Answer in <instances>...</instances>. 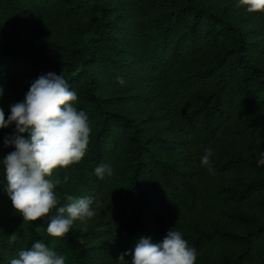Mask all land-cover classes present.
Returning <instances> with one entry per match:
<instances>
[{"label":"trees","instance_id":"trees-1","mask_svg":"<svg viewBox=\"0 0 264 264\" xmlns=\"http://www.w3.org/2000/svg\"><path fill=\"white\" fill-rule=\"evenodd\" d=\"M235 3L0 0L5 119L32 81L63 75L91 134L84 158L51 177L56 208L93 197L96 211L51 237L36 226L56 208L23 221L0 170V264L37 241L66 264H121L139 238L159 242L172 228L195 264H264V13ZM13 130H0V159ZM209 147L211 173L201 165ZM102 164L113 174L99 179Z\"/></svg>","mask_w":264,"mask_h":264},{"label":"clouds","instance_id":"clouds-1","mask_svg":"<svg viewBox=\"0 0 264 264\" xmlns=\"http://www.w3.org/2000/svg\"><path fill=\"white\" fill-rule=\"evenodd\" d=\"M235 7L249 14L264 13V0H236ZM116 83L124 86L126 81L117 77ZM3 95L4 87L0 86V99ZM77 101L76 91L69 88L63 75L49 72L30 83L22 101L9 106L7 119L0 108V130L14 126L12 134L3 141L6 148L14 150L0 159V170L6 181V195L23 221H37L56 208L59 201L55 189L59 181L51 179L53 173L79 163L86 155L91 127L87 114L75 106ZM212 155L209 147L201 157V165L210 173ZM257 164L264 165V151L259 153ZM94 174L104 179L105 175L113 174V169L109 164L98 165ZM68 200L70 203L56 208L46 229L37 225V231H46L54 238L63 237L74 222L95 216L93 197H68ZM8 239L14 243L19 237L14 233ZM129 256L130 261L125 259ZM196 259V250L180 231L172 228L159 242L150 237L139 238L117 260L121 264H195ZM9 264H66V257L37 241L30 248H22Z\"/></svg>","mask_w":264,"mask_h":264}]
</instances>
